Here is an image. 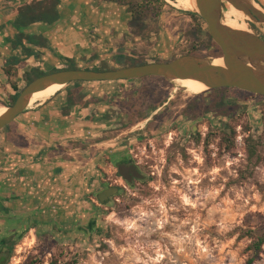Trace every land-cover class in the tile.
<instances>
[{"label":"rangeland","instance_id":"rangeland-1","mask_svg":"<svg viewBox=\"0 0 264 264\" xmlns=\"http://www.w3.org/2000/svg\"><path fill=\"white\" fill-rule=\"evenodd\" d=\"M164 1L162 15L149 16L143 30L137 31L145 35L141 44L133 41L130 63L170 60L194 47L201 57H216V43L206 22L194 20L189 15L196 14L194 10L177 8L174 0ZM253 1L264 11L261 0ZM248 25L264 38L263 24L250 19ZM153 30L162 33L155 41L147 35ZM127 84L132 92L153 95L143 100L135 124L124 114L119 131L125 150L140 163L150 183L123 187L117 206L102 205L96 197L94 229L88 220L72 232H26L9 264H28L31 259L38 264H246L252 257L248 249L252 239L245 234L264 226V97L232 88L225 98L228 115L211 108L194 121L199 124L195 135L175 136L177 124L188 127L193 119L182 115L186 104L196 96L209 101L210 90L192 95L162 77ZM164 100L166 106H153ZM11 102L10 96L0 99L5 106ZM230 126L235 129L234 146L239 135L245 141V156L238 160L236 153L220 145ZM249 140L260 144L259 161L249 157ZM120 180L113 169L105 183L120 185ZM95 229H105L106 235L100 238ZM83 231L91 235L90 240ZM254 264H264V246Z\"/></svg>","mask_w":264,"mask_h":264},{"label":"crops","instance_id":"crops-1","mask_svg":"<svg viewBox=\"0 0 264 264\" xmlns=\"http://www.w3.org/2000/svg\"><path fill=\"white\" fill-rule=\"evenodd\" d=\"M30 2L0 0V99L12 98L32 68L44 72L70 64L81 69L102 64L120 68L134 53L133 41L141 44L145 35L132 32L128 11L117 2L60 0L57 22L25 29L46 36L47 47L24 41L11 49L16 31L10 21L20 6ZM161 34L153 30L147 35L155 41ZM17 54L23 62L8 64ZM131 81L66 86L0 130L1 222L13 228L54 225L57 232H72L93 220L95 198L114 169L111 162L125 158L119 133L124 113L118 102L125 100L122 88ZM44 226L39 230L47 231Z\"/></svg>","mask_w":264,"mask_h":264},{"label":"water","instance_id":"water-1","mask_svg":"<svg viewBox=\"0 0 264 264\" xmlns=\"http://www.w3.org/2000/svg\"><path fill=\"white\" fill-rule=\"evenodd\" d=\"M196 10L207 24L209 34L221 48L222 55L201 57L183 55L169 62H151L112 70L62 69L42 75L29 82L15 102L0 117V130L14 122L29 107L34 93L57 83L67 86L73 82H112L162 77L169 81L193 79L203 82L208 90L235 88L248 93L264 95V38L252 31L237 30L226 26L223 12L227 3L246 14L255 24L264 25V11L253 0H195ZM222 58L224 65L213 61ZM108 188L97 195L105 205L116 192ZM90 229L96 227L89 222Z\"/></svg>","mask_w":264,"mask_h":264},{"label":"trees","instance_id":"trees-1","mask_svg":"<svg viewBox=\"0 0 264 264\" xmlns=\"http://www.w3.org/2000/svg\"><path fill=\"white\" fill-rule=\"evenodd\" d=\"M113 2H117L123 6H125L128 14L130 16V23L132 27V32L135 33L137 31L143 30L144 25L142 23H146V19L149 16H153L155 18H159L162 15V11L166 6V2L164 0H110ZM60 0H31L30 3H25L20 6L15 14V17L10 21L11 26L15 29V39L11 43V49L16 48L18 45L23 44L24 41H29L30 43L36 45L37 47H47L48 45V38L43 36L42 34L35 35L29 34L25 32L26 28H29L37 23L52 25L57 22L61 18V12L59 10ZM189 15L194 18V20H201L205 22L199 15L189 12ZM199 29V25H197ZM209 33V31H208ZM210 35V34H209ZM211 36V35H210ZM212 38V37H211ZM216 52L215 55L220 56L222 55L221 48L215 44ZM27 54H30V50H25ZM183 55H197L202 56L201 53L197 51V47H194L192 51L187 52ZM181 55V56H183ZM216 56V57H217ZM180 57V56H179ZM178 58V57H176ZM176 58L170 60H151V61H144V62H136L130 63V60L125 62L121 67H128L133 65L151 63V62H169ZM21 54L12 55L10 60H8V64L16 65L22 63ZM120 67V68H121ZM64 69H81L74 64H70L67 68ZM85 69H92V70H112L117 68H112L107 64H102L101 67L98 68H85ZM57 70L62 69H53L49 72L41 71L37 68H32L28 72L25 73V80L28 84L32 80L45 75L50 72H54ZM8 73L11 75V69L8 70ZM147 78V77H146ZM146 78H142L146 79ZM131 81L125 80L122 82ZM82 83L87 82H73L67 85V88L71 86H79ZM24 87L17 90L16 94L12 97V102L8 104V106L12 105L15 100L17 99L19 93ZM233 90L232 88H219L210 90L209 93H212L213 96L210 97L208 105H206V101L204 99L202 101L198 100L203 96H196L195 98L191 99L186 106L182 110V115L189 116L193 118H197L200 116H204L208 113L209 109L216 108L218 111L223 112V115H228V105L225 101L226 94L229 91ZM238 90V89H237ZM122 95L125 98L123 101H119V107L123 111L124 114L127 115L128 119L132 124H135L137 120L134 119V116L139 115L141 112V106L143 105V100L149 98L152 94L151 93H143V95L139 94L138 92H132L128 88H122ZM241 91V90H238ZM252 96H263L264 95H257L249 93ZM143 96V98H142ZM153 96V95H152ZM131 98V101H130ZM166 100L162 102H157L153 106L156 108L160 106V104H164ZM115 103V102H114ZM170 103H173L172 101ZM235 135V129L233 126L229 127V135L227 133H223L221 136L220 145L224 146L229 152L235 154V146L233 144V139ZM210 141V137L207 138L206 142L207 145ZM248 152L250 159H255L259 161L261 159L260 156V144L256 140H249L248 141ZM245 235L249 236L252 239L251 244L249 245L248 249L252 251V257H250L246 264H254V262L259 258L260 253L263 250L264 246V226L259 228L257 231H249ZM28 264H38L37 260L31 259ZM53 264H73L71 262L60 263L59 261H55Z\"/></svg>","mask_w":264,"mask_h":264},{"label":"flooded vegetation","instance_id":"flooded-vegetation-1","mask_svg":"<svg viewBox=\"0 0 264 264\" xmlns=\"http://www.w3.org/2000/svg\"><path fill=\"white\" fill-rule=\"evenodd\" d=\"M207 105V104H206ZM200 116L199 118H201ZM199 118H193L189 120L188 127L184 126L183 124L179 123L177 124L178 127L174 131L175 136H179L182 133L195 135V131H198L199 124H195L194 121H197ZM186 124V123H185ZM186 132V133H185ZM130 151H126L125 158L123 161H114L111 162L112 167L115 170V175L120 178V182H123L122 184L118 185H110L105 183V186L101 188V190L98 192H102L108 188H117L116 192L113 196L108 198V206H117V197H119L123 192V187H131L136 188L137 185H143L145 183H150L146 180V176L144 172L141 169L140 163L137 162L134 157L130 156ZM119 180H116L118 182ZM106 182V181H105ZM124 185V186H123ZM102 207V206H101ZM106 207V206H103ZM99 213H103V210L99 208ZM92 224H95V221L91 220ZM22 224L21 226H17L16 228H13L11 226H8L7 222H1L0 220V264H9L12 257L14 250L16 246L18 245L21 238L24 236L26 232L34 231L37 232L40 227H43L40 224H36L35 226L25 227ZM96 225V224H95ZM48 227V226H44ZM48 229L56 230V227L54 225L49 226ZM85 231H83L84 233ZM94 233L96 235H99L100 238L104 237L106 235L105 229L104 230H94ZM86 237L91 238V235L88 233H84Z\"/></svg>","mask_w":264,"mask_h":264},{"label":"bare ground","instance_id":"bare-ground-1","mask_svg":"<svg viewBox=\"0 0 264 264\" xmlns=\"http://www.w3.org/2000/svg\"><path fill=\"white\" fill-rule=\"evenodd\" d=\"M173 3L177 8H180V9L196 10L195 0H174ZM255 6L258 9H261L258 5H255ZM249 20H250V17L244 14L241 10H239L232 4L227 3L226 8L223 12V18H222V21L226 26L231 27L233 29H237V30L250 31L249 25H248ZM213 63L216 66L224 65L222 58L215 59ZM175 82L178 85L184 87L186 91L192 95H199L208 90V87L203 82L198 81V80L178 79V80H175ZM65 87H66L65 84L57 83V84H54L48 87H43V88L38 89L34 93L30 101L29 107L45 102L46 100L51 98L53 95H55L56 93H58L60 90H62ZM7 110H8L7 106L0 104V117Z\"/></svg>","mask_w":264,"mask_h":264},{"label":"built area","instance_id":"built-area-1","mask_svg":"<svg viewBox=\"0 0 264 264\" xmlns=\"http://www.w3.org/2000/svg\"><path fill=\"white\" fill-rule=\"evenodd\" d=\"M245 141L242 135H239L235 139V153H236V159L243 158L245 156Z\"/></svg>","mask_w":264,"mask_h":264}]
</instances>
